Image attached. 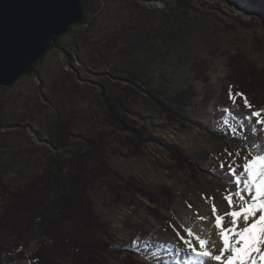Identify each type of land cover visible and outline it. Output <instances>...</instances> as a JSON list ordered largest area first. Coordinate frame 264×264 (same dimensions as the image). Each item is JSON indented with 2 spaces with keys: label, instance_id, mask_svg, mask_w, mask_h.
<instances>
[{
  "label": "rangeland",
  "instance_id": "rangeland-1",
  "mask_svg": "<svg viewBox=\"0 0 264 264\" xmlns=\"http://www.w3.org/2000/svg\"><path fill=\"white\" fill-rule=\"evenodd\" d=\"M241 1L89 0L87 8L84 4V24L60 37L34 70L14 86L0 88V189L36 178L53 155L69 156L65 152L75 150L84 137L100 130L105 119L101 95L104 90L110 93L128 86L122 81L128 72L140 74L142 80L150 78L153 83L147 87L160 93V100L192 88L199 95L188 113L199 125L168 123L155 107L158 103L147 96L129 116L136 131L190 153L209 154L213 159L202 166L206 173L177 170L163 147L154 143L147 144L141 157H129L117 141L134 136L126 132L112 138L114 147L121 150L111 156L113 167L152 191H169L172 202L164 204L168 199H163L161 205L139 196L119 206L111 204L105 190L89 194L112 235V244L133 252L108 254L107 264H193L177 236L179 231L188 238L181 217L191 213L198 219L205 207L214 204L225 209L224 194L231 186L218 171V160L240 162L249 154L248 143L264 144L261 126L255 132L249 126L239 137L225 132V141L214 137L223 131L221 109L232 107L230 87L249 92L255 109L264 107V22L243 10ZM143 83L138 84L143 87ZM202 99L210 103L205 109L197 105ZM237 103L242 108L239 98ZM66 123L70 146L57 151L51 142L58 126ZM3 208L0 193V222ZM210 228L216 231L214 222ZM137 238L139 244L132 247ZM173 241L178 246H172ZM169 247L174 252L171 258L166 254ZM177 249L192 263L175 260Z\"/></svg>",
  "mask_w": 264,
  "mask_h": 264
},
{
  "label": "trees",
  "instance_id": "trees-1",
  "mask_svg": "<svg viewBox=\"0 0 264 264\" xmlns=\"http://www.w3.org/2000/svg\"><path fill=\"white\" fill-rule=\"evenodd\" d=\"M88 1L83 0L86 8ZM241 5L249 15L264 22V0H243ZM59 38L53 40L51 48ZM127 74L128 78H122V81L128 86L110 93L104 90L101 95L105 119L100 130L84 137V142L75 150L65 152L69 156L64 153L53 155L44 172L36 178L15 188L3 186L0 189L4 199L3 220L1 218L0 222V264H19L23 260H28L29 264H107L108 254L133 253L112 244V235L97 214L89 193L105 190L111 204L119 206L129 205L139 196L164 205L172 202V196L169 191H152L133 177H123L113 167L111 156L121 151L113 145L112 138L116 134L124 136L129 132L134 135L128 140L117 138L129 157H141L147 144L154 143L163 147L177 170H188L196 175L205 172L203 164L213 159L209 154L190 153L176 144L136 131L132 126L135 122L129 116L134 106L147 96L158 103V107L152 106L168 123L181 127L188 123L199 125L188 113L199 94L186 88L160 100L161 94L147 87L153 83L150 78L142 80L140 74ZM252 78L253 74H250L249 79ZM142 81L146 88L139 86ZM240 92L246 96L249 94L242 89ZM208 104L204 101L197 103L204 109ZM68 125L60 124L51 142L57 151L64 152L70 146ZM225 135L220 131L214 137L219 136L225 141ZM163 199L168 201L163 204ZM33 246L35 249L28 252Z\"/></svg>",
  "mask_w": 264,
  "mask_h": 264
},
{
  "label": "snow or ice",
  "instance_id": "snow-or-ice-1",
  "mask_svg": "<svg viewBox=\"0 0 264 264\" xmlns=\"http://www.w3.org/2000/svg\"><path fill=\"white\" fill-rule=\"evenodd\" d=\"M238 98L242 108L237 103ZM228 99L232 107L221 109L220 124L224 132L239 137L249 126L253 132L257 126L264 128V107L255 109L244 93L233 91L231 87ZM248 147L249 154L243 155L240 162L227 158L218 160V171L231 188L224 194L225 209L212 205L216 231L199 224L207 219L202 214L198 219L191 213L181 217L188 238L179 231L177 236L193 264H264V144L248 143ZM235 155L241 156V153ZM228 156L232 157L233 153L229 152ZM139 242L138 238L134 239L131 246ZM172 246L178 245L173 241Z\"/></svg>",
  "mask_w": 264,
  "mask_h": 264
},
{
  "label": "water",
  "instance_id": "water-1",
  "mask_svg": "<svg viewBox=\"0 0 264 264\" xmlns=\"http://www.w3.org/2000/svg\"><path fill=\"white\" fill-rule=\"evenodd\" d=\"M85 19L83 0H0V88L14 86Z\"/></svg>",
  "mask_w": 264,
  "mask_h": 264
},
{
  "label": "bare ground",
  "instance_id": "bare-ground-1",
  "mask_svg": "<svg viewBox=\"0 0 264 264\" xmlns=\"http://www.w3.org/2000/svg\"><path fill=\"white\" fill-rule=\"evenodd\" d=\"M211 208H212V207H211V205H210L209 207H205V208L201 211V214L207 217L206 220L199 221V224H200L202 227H204V228H210V227H211V224L214 222V217H213V215H212V212L210 211ZM209 209H210V210H209ZM257 215H258V213H257ZM193 240H194V238H193ZM179 251H180V250L177 249L176 254H175V256H176L175 260L178 259L180 262L190 263L191 261H190L189 256L187 257V256H185L184 254H180ZM180 252H181V251H180ZM173 253H174V252H172V251H171V248L169 247V249H167V253H166L167 256L171 258V257L173 256ZM191 263H192V262H191ZM214 264H215V262H214Z\"/></svg>",
  "mask_w": 264,
  "mask_h": 264
}]
</instances>
